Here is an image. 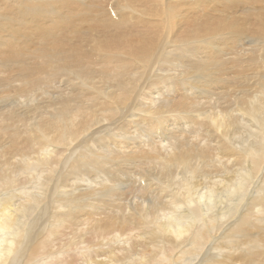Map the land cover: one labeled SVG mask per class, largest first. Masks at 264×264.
<instances>
[{"label": "bare ground", "instance_id": "bare-ground-1", "mask_svg": "<svg viewBox=\"0 0 264 264\" xmlns=\"http://www.w3.org/2000/svg\"><path fill=\"white\" fill-rule=\"evenodd\" d=\"M0 264H264V0H0Z\"/></svg>", "mask_w": 264, "mask_h": 264}]
</instances>
